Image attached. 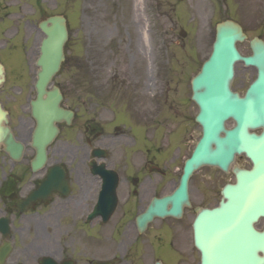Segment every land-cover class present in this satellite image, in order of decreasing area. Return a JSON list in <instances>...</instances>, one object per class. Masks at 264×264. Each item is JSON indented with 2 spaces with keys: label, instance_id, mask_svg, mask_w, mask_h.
<instances>
[{
  "label": "flooded vegetation",
  "instance_id": "flooded-vegetation-1",
  "mask_svg": "<svg viewBox=\"0 0 264 264\" xmlns=\"http://www.w3.org/2000/svg\"><path fill=\"white\" fill-rule=\"evenodd\" d=\"M42 1L0 0V63L4 67L0 105L5 111L0 115V264H155L156 255L168 264L174 247L181 254L179 264H201L193 229L198 209L218 205L223 187L235 180L213 181L206 192L192 184L200 171L195 173L189 184L191 205L181 217L157 219L165 221L169 239L164 245L156 244L157 220L140 229L138 217L155 196L172 193L178 183L179 177H171L170 166H162L154 153L156 129L165 125V119L73 117L69 124L59 125L46 162H35L37 122L30 112L34 82L32 76L31 83L19 82L10 101L12 79L6 56L40 54L44 33L39 23L50 15L44 13ZM13 68L23 69L17 64ZM20 101L19 110L9 107ZM190 120L201 135L195 117ZM6 126L22 144L20 152L6 143ZM175 148L181 152V144ZM194 193L200 201L212 194L214 205L197 202ZM260 222L256 227L262 230L263 216ZM179 242L181 247L175 245Z\"/></svg>",
  "mask_w": 264,
  "mask_h": 264
},
{
  "label": "rangeland",
  "instance_id": "rangeland-1",
  "mask_svg": "<svg viewBox=\"0 0 264 264\" xmlns=\"http://www.w3.org/2000/svg\"><path fill=\"white\" fill-rule=\"evenodd\" d=\"M42 2L45 12L64 15L72 28L67 58L59 77L65 107L75 111V117L132 115L165 119V125L156 129L154 153L162 166H170L173 178L177 177L183 157L200 137L199 127L193 128L190 124V118L198 112L191 100L190 81L212 51L216 23L234 18L249 38L264 39V0H144L141 13L137 12L136 0ZM182 30L185 36L181 35ZM238 47L243 54L250 53L248 42L239 43ZM34 60L6 56V63H11L8 65L12 79L8 85L10 101L16 97L19 82L31 83L30 76L34 80ZM27 61L31 66L27 67ZM14 64L25 68H13ZM255 76V69L238 63L233 89L243 94ZM21 103H10L9 107L19 110ZM181 130L187 131L180 133ZM178 144L181 152L175 148ZM236 164L250 165L244 156L238 157ZM232 179L233 174L204 167L192 184L208 192L213 181L223 183ZM195 196L204 205L215 203L210 193L201 201ZM164 225L165 221L155 222L156 244L168 242L169 236L165 235L168 227L165 229ZM175 245L182 246L180 242ZM172 251L168 264H179V249L174 247Z\"/></svg>",
  "mask_w": 264,
  "mask_h": 264
},
{
  "label": "water",
  "instance_id": "water-1",
  "mask_svg": "<svg viewBox=\"0 0 264 264\" xmlns=\"http://www.w3.org/2000/svg\"><path fill=\"white\" fill-rule=\"evenodd\" d=\"M42 26L48 38L39 61V97L34 115L45 146L57 132L55 122L73 113L60 106L62 95L57 87L47 90L65 58L66 19L54 16ZM246 38L238 23L226 20L218 24L212 54L192 79V99L199 108L196 120L203 135L185 163L180 186L172 195L155 199L142 216L146 220L181 215L184 204H189L188 181L196 169L210 165L227 172L236 155L245 154L253 168L234 166L236 183L224 187L219 206L200 209L194 222L202 264H264V229L259 231L254 226L264 217V40L251 39L252 53L242 55L236 44ZM237 62L257 72L244 95L231 87ZM230 120L232 127L227 126ZM256 129L262 134L251 132ZM40 153L44 160V147Z\"/></svg>",
  "mask_w": 264,
  "mask_h": 264
},
{
  "label": "bare ground",
  "instance_id": "bare-ground-1",
  "mask_svg": "<svg viewBox=\"0 0 264 264\" xmlns=\"http://www.w3.org/2000/svg\"><path fill=\"white\" fill-rule=\"evenodd\" d=\"M143 3H144V0H136L135 6L137 8V12H140V13L142 12L141 7H142ZM142 33L144 35V31Z\"/></svg>",
  "mask_w": 264,
  "mask_h": 264
}]
</instances>
